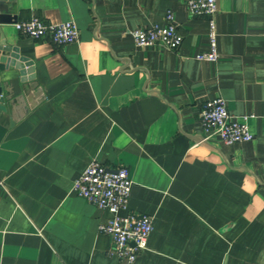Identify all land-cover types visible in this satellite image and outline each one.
I'll return each instance as SVG.
<instances>
[{"label":"crops","instance_id":"1","mask_svg":"<svg viewBox=\"0 0 264 264\" xmlns=\"http://www.w3.org/2000/svg\"><path fill=\"white\" fill-rule=\"evenodd\" d=\"M187 0H7L0 36L33 66L1 78L0 264H127L98 232L111 214L72 184L90 159L128 168L127 209L152 217L132 264H264V0H216L212 16ZM174 50L138 47L132 31L163 24ZM73 20L75 42L21 34L16 21ZM218 58L209 49V20ZM5 20H9L6 22ZM222 97L252 139L201 142L203 104Z\"/></svg>","mask_w":264,"mask_h":264},{"label":"built area","instance_id":"2","mask_svg":"<svg viewBox=\"0 0 264 264\" xmlns=\"http://www.w3.org/2000/svg\"><path fill=\"white\" fill-rule=\"evenodd\" d=\"M188 13L193 16H212L216 12V0H187ZM13 26L30 38H48L54 44L63 45L75 42L78 29L73 20L59 23H46L37 16L16 21ZM138 47L160 46L174 50L180 46L183 36L177 31L174 15L168 10L163 24H152L131 32ZM209 49L196 56L199 60L216 61L218 58L216 28L213 19L209 20ZM252 115L240 119L229 114L222 97L207 100L199 113L203 135L201 142L212 135H218L225 144L247 142L252 139L247 120ZM132 180L128 168L117 166L106 169L96 159L87 163L82 173L74 179L72 190L97 208L107 210L110 218L98 226V232L112 239L111 254L132 264L141 250L146 248L147 239L153 229L152 217L132 212L121 213L127 209ZM0 188L4 181L0 178Z\"/></svg>","mask_w":264,"mask_h":264},{"label":"water","instance_id":"3","mask_svg":"<svg viewBox=\"0 0 264 264\" xmlns=\"http://www.w3.org/2000/svg\"><path fill=\"white\" fill-rule=\"evenodd\" d=\"M7 0H0V14L7 13L8 7L4 4ZM9 22V20H5ZM17 72L20 82L33 78L32 62L19 54L18 48L6 44L4 37L0 36V113L6 111L2 94L1 78L4 73Z\"/></svg>","mask_w":264,"mask_h":264}]
</instances>
